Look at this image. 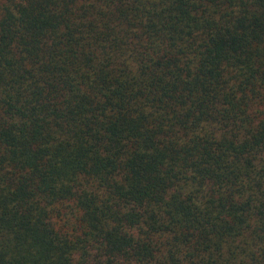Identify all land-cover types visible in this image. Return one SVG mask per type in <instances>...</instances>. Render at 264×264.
<instances>
[{"label": "trees", "instance_id": "trees-1", "mask_svg": "<svg viewBox=\"0 0 264 264\" xmlns=\"http://www.w3.org/2000/svg\"><path fill=\"white\" fill-rule=\"evenodd\" d=\"M0 264H264V0H0Z\"/></svg>", "mask_w": 264, "mask_h": 264}]
</instances>
